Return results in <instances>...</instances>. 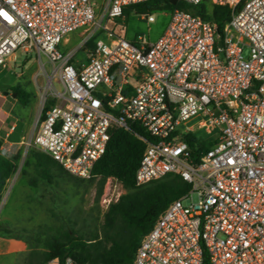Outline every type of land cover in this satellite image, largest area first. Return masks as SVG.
<instances>
[{
    "label": "built area",
    "instance_id": "obj_1",
    "mask_svg": "<svg viewBox=\"0 0 264 264\" xmlns=\"http://www.w3.org/2000/svg\"><path fill=\"white\" fill-rule=\"evenodd\" d=\"M148 1L109 0L98 16L92 0H0V69L19 51L35 55L46 73L52 66L54 104L46 110L42 97L26 145L89 180L113 127L140 124L151 142L135 186L175 174L191 189L145 237L133 264H264V0H181L228 8L221 31L181 9L154 43L128 41L109 28ZM134 11L155 20L149 10ZM80 30L81 45L65 50ZM191 136L209 141L198 157ZM120 188L107 180V209ZM47 264L81 263L68 257Z\"/></svg>",
    "mask_w": 264,
    "mask_h": 264
},
{
    "label": "rangeland",
    "instance_id": "obj_2",
    "mask_svg": "<svg viewBox=\"0 0 264 264\" xmlns=\"http://www.w3.org/2000/svg\"><path fill=\"white\" fill-rule=\"evenodd\" d=\"M92 1L97 7L98 16H101L109 0ZM150 14L155 17L152 23L142 20V14L129 10L124 18L111 21L108 26L116 35L128 41L143 36L146 43H154L168 28L171 12L154 10ZM81 32L71 36L65 50L81 45ZM78 58L82 60L83 53L78 54ZM43 61L45 63L44 58ZM41 65L44 64L35 55L19 51L9 68L0 69V97L7 95L8 102L13 105L17 101L16 96L7 94L5 89L16 85L34 95L26 107L17 101L18 111L22 109L21 126L28 124L32 118L34 132L42 97L46 95L48 102L52 101V66L46 64V73ZM54 85L63 91L57 81ZM30 141L31 138L25 141L17 157V171L8 182L0 201V264H38L34 259L45 252L48 239L62 236L66 231L91 232L103 222V214L108 210L103 202L105 188L99 203H96L99 179L92 181L75 177L77 180L67 173L55 174L51 180L40 176L31 157V152L37 149L26 145ZM119 191L122 195L126 193L124 188ZM113 194L114 189L108 190L107 198Z\"/></svg>",
    "mask_w": 264,
    "mask_h": 264
},
{
    "label": "trees",
    "instance_id": "obj_3",
    "mask_svg": "<svg viewBox=\"0 0 264 264\" xmlns=\"http://www.w3.org/2000/svg\"><path fill=\"white\" fill-rule=\"evenodd\" d=\"M170 1L150 0L143 5L127 9L125 14L129 10L144 6L148 7L149 12L154 10L173 12L181 9L215 22L220 31L229 19V9L226 7L211 5L208 2L197 6L188 5L181 0L173 5ZM96 39L97 37L90 41L87 48H91ZM5 91L7 94L15 95L17 101L24 107L34 98L32 93L20 85L8 87ZM52 104L54 101L48 103L46 110ZM111 133L106 153L95 165L94 177L91 179L92 181L99 179L96 203H99L109 178L121 182L126 193L116 203L110 205L97 229L85 233L83 230L66 231L62 236L48 239L45 243V252L34 259L38 264H47L52 259L63 263L68 257L81 264H133L137 250L145 237L170 205L191 189L190 184L175 174H169L144 187H136L135 174L151 139L145 129L137 123H129L128 128L115 126ZM187 140L191 142V149L196 157L208 150L206 146L209 141L204 137L191 136ZM197 141H201L198 148L193 144ZM1 145L0 141V148ZM31 157L35 160L38 174L47 180H51L55 174L67 173L55 160L38 150H33ZM17 159V157L9 159L0 152V201L8 182L17 171Z\"/></svg>",
    "mask_w": 264,
    "mask_h": 264
},
{
    "label": "crops",
    "instance_id": "obj_4",
    "mask_svg": "<svg viewBox=\"0 0 264 264\" xmlns=\"http://www.w3.org/2000/svg\"><path fill=\"white\" fill-rule=\"evenodd\" d=\"M18 102L13 105L8 102V96L0 97V141L2 142L0 152L9 159H14L22 152L25 141L32 139L34 135L33 119L21 126L22 109L18 112Z\"/></svg>",
    "mask_w": 264,
    "mask_h": 264
},
{
    "label": "water",
    "instance_id": "obj_5",
    "mask_svg": "<svg viewBox=\"0 0 264 264\" xmlns=\"http://www.w3.org/2000/svg\"><path fill=\"white\" fill-rule=\"evenodd\" d=\"M178 1H179V0H171L170 2H171L173 5H175V4H177ZM147 11H148V7H146V6L137 9V12H139V13H145V12H147Z\"/></svg>",
    "mask_w": 264,
    "mask_h": 264
}]
</instances>
